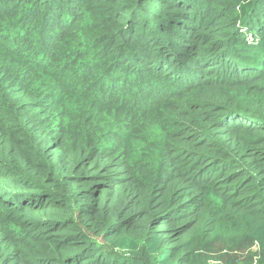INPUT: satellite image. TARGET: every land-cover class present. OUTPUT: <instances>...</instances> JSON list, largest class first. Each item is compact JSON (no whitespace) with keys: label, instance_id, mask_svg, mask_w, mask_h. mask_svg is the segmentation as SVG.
I'll return each instance as SVG.
<instances>
[{"label":"trees","instance_id":"trees-1","mask_svg":"<svg viewBox=\"0 0 264 264\" xmlns=\"http://www.w3.org/2000/svg\"><path fill=\"white\" fill-rule=\"evenodd\" d=\"M0 264H264V0H0Z\"/></svg>","mask_w":264,"mask_h":264}]
</instances>
